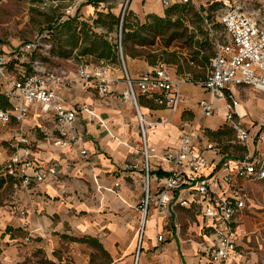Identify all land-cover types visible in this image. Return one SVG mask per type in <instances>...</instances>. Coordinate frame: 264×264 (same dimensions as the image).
<instances>
[{
    "label": "crops",
    "instance_id": "1",
    "mask_svg": "<svg viewBox=\"0 0 264 264\" xmlns=\"http://www.w3.org/2000/svg\"><path fill=\"white\" fill-rule=\"evenodd\" d=\"M101 2L116 3L119 8L115 10L118 11L125 2L131 18L141 23L151 14L165 17L166 5L162 0ZM91 3L82 4L83 15H78V20L94 12L95 7ZM174 3L180 2L171 4ZM62 18L66 19L67 15ZM174 19L177 18L171 20ZM178 19L181 20V17ZM211 40V33H207L203 42ZM131 41L136 53L125 50L123 59L127 61L132 76L151 72L163 61L174 76L188 75L192 79V82L181 85L183 98L175 109L159 104L156 94L139 93L142 95L139 110L146 119L156 121L147 132L148 143L157 152L151 159V188L154 190L164 181L170 163L162 158V153L177 147L181 123L203 129L196 146L209 160L205 173L217 170L224 158L240 157L243 149L225 121L222 111L224 100L217 101L219 109L210 116L203 115L199 105V100L206 95L200 81L210 67L212 51L204 53L200 48L204 45L199 41V48L187 54L188 50L175 37L168 43H161L158 35L152 43ZM79 43L56 54L60 63L56 69L63 70L65 75L58 90L68 106L79 111L70 128V134L76 138L65 144L54 143L59 130L51 112L31 110L21 123L13 120L7 127L0 126V167L13 150L9 146L10 140L19 133L30 139L32 156L40 165H57L56 173L41 182L32 181L19 187H14V182H8L13 194L10 204L0 210V252L11 263L41 251L47 252L56 264H96L92 262L96 252L105 255L109 261L99 264H110L112 260H117L119 264H134L135 261L142 219L140 202L144 193L142 141L136 111H133L131 101L123 97V71L104 58L99 61L107 63L110 75L116 78L106 93H100L93 81L77 77V64L90 62L82 59L89 53L81 54ZM166 54L173 58L165 59ZM246 89L251 91L243 98L240 90ZM226 92L239 99V107L244 113L241 118L243 125L256 131V123L264 109L262 93L249 85H231ZM83 104L89 105L91 110H82ZM210 142L213 147L206 148ZM81 149L86 153H80ZM130 163L137 166L126 167ZM244 180H240L243 186ZM116 181L119 185L113 188ZM185 193V190H180L176 195L183 196ZM180 207L196 213L195 220L184 233L180 231L178 222ZM22 209L25 210L23 214L20 213ZM204 221L201 208L194 203L182 206L173 202L166 218L158 216L151 206L145 220L137 264H156L159 260L164 264H212L206 256L197 252L193 240H187L189 236L204 237ZM148 222L150 226L147 228ZM161 233L163 240L159 243L157 235ZM237 248L236 261L258 264L251 252L243 248L240 239Z\"/></svg>",
    "mask_w": 264,
    "mask_h": 264
},
{
    "label": "built area",
    "instance_id": "2",
    "mask_svg": "<svg viewBox=\"0 0 264 264\" xmlns=\"http://www.w3.org/2000/svg\"><path fill=\"white\" fill-rule=\"evenodd\" d=\"M195 0H162L168 6L173 2ZM123 15V14H122ZM225 36L215 38V51L210 59V67L205 78L200 81L206 95L199 100L201 112L212 115L219 109L218 100L223 99L222 111L226 123L233 129L236 142L243 153L235 159L224 158L220 167L211 173H205L209 160L203 150L196 146L203 129L192 124L181 123L179 142L176 148L167 149L162 158L170 163V168L162 184L151 188V159L157 155L155 147L147 140L148 128L156 121L146 119L136 99L135 91L141 94H156L159 104L175 109L183 98L181 85L192 82L188 75L174 76L160 62L151 72L132 76L123 64L125 90L123 97H131L142 146V176L144 193L140 202L142 219L138 229V242L134 264H137L145 220L152 206L158 216L168 217L171 204L188 206L195 204L201 208L205 221L204 237L193 240L199 254L206 256L212 264H247L236 261L238 251V215L247 200L246 190L241 179L253 180L264 177V109L252 131L243 125V112L240 101L226 90L230 86L249 85L260 91L264 98V0H222L217 15ZM39 40L27 41L10 50H0V95L9 103L0 107V126L7 127L13 120L21 123L31 110L51 112L58 124L59 136L56 144L69 143L76 136L70 134L78 110L68 106L64 95L58 90L65 79L64 71L50 69L32 58L39 49ZM121 58L122 46L119 40ZM77 77L93 81L100 93H106L115 83L110 68L104 61L98 63L81 61L76 67ZM82 110H91L83 104ZM92 114H94L92 112ZM9 146L13 149L5 159L0 170L14 177V187L27 186L43 181L48 175L56 173V163L40 165L32 156L30 139L19 133L12 138ZM213 144L207 143L206 148ZM80 153L85 154L84 149ZM130 163L126 167L135 168ZM119 182H114L113 188ZM185 190L183 196L176 195ZM25 213V210H20ZM163 240V234L157 235V241ZM156 264H164L159 260Z\"/></svg>",
    "mask_w": 264,
    "mask_h": 264
},
{
    "label": "rangeland",
    "instance_id": "3",
    "mask_svg": "<svg viewBox=\"0 0 264 264\" xmlns=\"http://www.w3.org/2000/svg\"><path fill=\"white\" fill-rule=\"evenodd\" d=\"M88 0H0V50L10 51L27 41L39 40V49L35 51L32 58L39 60L40 64L50 69L59 68L60 63L56 58L57 53L65 52L71 45L64 43L67 33L60 32V18L63 15L73 16L78 11L82 16V4ZM186 3L184 6L182 4ZM95 10L87 16L85 21L89 24L87 27L106 38H111L112 42L121 39V17L125 11H128L125 2L120 5V10L116 3L98 2L91 3ZM175 4V3H174ZM222 0H195L189 2H180L178 6L173 4L165 6V16L180 18V24L170 26L160 35L161 43L167 40L173 32L176 40L186 48L187 54L196 51L200 43L204 45L201 50L204 53L215 51V38L223 39L225 36L224 28L217 20L218 10ZM101 11V15L97 12ZM108 13L115 15V20L108 16ZM131 16V15H130ZM98 18L94 23L93 19ZM80 21L82 19L79 18ZM80 24L77 25V30ZM212 31H211V30ZM193 33V36H190ZM207 33H211V42H203ZM196 34V36H195ZM159 36V35H158ZM156 36H150L149 39L156 40ZM203 42V43H202ZM122 44L123 58L125 50L136 53L132 41L128 44ZM80 48V47H79ZM165 59H172V55H164ZM82 59L91 63H98L99 57L85 54ZM109 64L123 71V64L130 73V68L125 59L122 60L118 47L117 53L113 58H104ZM163 62V61H161ZM125 84V82H124ZM250 89L240 90L245 95H249ZM137 103L140 104L141 96L135 91ZM131 107L134 111L133 102ZM0 105L8 106V102L0 96ZM244 188L247 193V200L244 208L238 215V239L242 246L251 252L252 258L258 264H264V177L260 179L244 180ZM12 186L2 181L0 184V210L10 204L12 200ZM181 214L178 215L180 231L186 232L190 224L196 218V213L185 207H180ZM150 223L146 224L148 228ZM1 251V249H0ZM92 262L108 263L105 255L96 252ZM0 264H56L47 252L41 251L33 254L30 258L22 259L16 263H11L4 259L0 252ZM110 264H119L117 260H112Z\"/></svg>",
    "mask_w": 264,
    "mask_h": 264
},
{
    "label": "trees",
    "instance_id": "4",
    "mask_svg": "<svg viewBox=\"0 0 264 264\" xmlns=\"http://www.w3.org/2000/svg\"><path fill=\"white\" fill-rule=\"evenodd\" d=\"M104 0H88L87 2L98 3ZM186 3L182 4L184 6ZM178 6V4H173ZM101 15V11L97 12ZM108 16L115 20V15L108 13ZM131 13L125 11L121 17V39L120 41L125 45L129 40L139 42L144 44V42L152 43L153 40L149 39L150 36L161 35L170 26L180 24V20H171L169 16L161 17L155 14L148 16L144 23H141L138 19L133 20L131 18ZM93 22H98V18H94ZM80 24V28L77 30V25ZM89 24L85 20H78V11L73 16H67L66 19L60 18V32L64 31L67 33V37L64 43L75 46L77 42L79 43L80 53H89L95 55L99 58H113L118 50L119 45L117 42H112L108 40L105 36L94 32L88 28ZM174 32L167 38V43L169 40L174 38ZM122 46V44H121ZM2 96V95H0ZM0 107H4L0 105ZM2 181L14 182L15 179L10 174H6L4 171L0 170V184Z\"/></svg>",
    "mask_w": 264,
    "mask_h": 264
},
{
    "label": "bare ground",
    "instance_id": "5",
    "mask_svg": "<svg viewBox=\"0 0 264 264\" xmlns=\"http://www.w3.org/2000/svg\"><path fill=\"white\" fill-rule=\"evenodd\" d=\"M128 99L131 101V97L128 96Z\"/></svg>",
    "mask_w": 264,
    "mask_h": 264
}]
</instances>
